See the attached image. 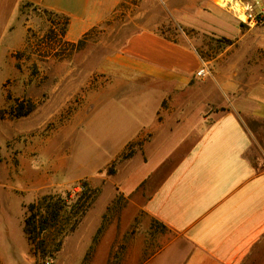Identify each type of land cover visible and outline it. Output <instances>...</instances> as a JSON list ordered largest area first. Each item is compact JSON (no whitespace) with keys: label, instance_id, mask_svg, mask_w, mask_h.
Instances as JSON below:
<instances>
[{"label":"crops","instance_id":"obj_1","mask_svg":"<svg viewBox=\"0 0 264 264\" xmlns=\"http://www.w3.org/2000/svg\"><path fill=\"white\" fill-rule=\"evenodd\" d=\"M119 3L120 0H0L1 220L5 221L9 215L6 203L10 205L13 197L25 210V205L44 190V175L33 170L28 158L27 145L33 138L29 133L33 131L17 125L34 116L42 122L38 110L22 117L1 113L12 100L11 92L15 91L21 102L24 100L21 92L28 91L16 54L25 45L29 24L37 17L31 15L28 20L23 7L31 5L68 18L65 39L75 43L108 21ZM257 31L255 34L241 30L238 39L212 61L204 59L195 47L171 41L156 32L137 33L127 40L126 50L119 57L125 59L127 70L140 78L167 81L179 76L181 84L187 85L205 62L211 69L208 78L215 85L212 104L226 109L200 120L196 140L153 191L142 203L134 205L136 208L129 206L121 212L116 224V231L120 230L119 243L113 248L112 228L101 231L99 240L96 239L99 246L90 252L86 264H264V171H257L247 155L253 138L245 125L250 117L264 121L261 35L264 24ZM243 50L245 60L241 69L231 60ZM119 91L116 88V93ZM156 93L160 94L151 102L152 123L145 122L142 115L145 110L138 112L132 120L133 133L118 153L133 141L139 142L140 153L156 148L153 157L142 163L147 166L151 163L152 167L139 168L120 183L125 195L139 187L162 159L176 152L183 137L182 129L178 134H173L169 126L166 129V121L160 119L165 93ZM100 96L101 107L114 100L113 93L103 98L101 92ZM112 104L118 105L114 101ZM204 107V104L200 106L202 110ZM91 114L92 111L89 114L87 111L84 118ZM28 192H31L29 201L24 200ZM104 213L99 214L100 225ZM95 223L86 228L89 230L85 234L86 251L96 238L99 227ZM158 224L163 233L157 231ZM142 225L147 226L151 237L147 244L139 241ZM125 236L127 241L123 239ZM4 240L5 248L12 251L11 243ZM8 262L13 264L12 256H2L0 252V264Z\"/></svg>","mask_w":264,"mask_h":264},{"label":"rangeland","instance_id":"obj_2","mask_svg":"<svg viewBox=\"0 0 264 264\" xmlns=\"http://www.w3.org/2000/svg\"><path fill=\"white\" fill-rule=\"evenodd\" d=\"M244 2L257 11L264 10V0ZM26 7L23 14L28 20L31 15L37 18L29 24L25 45L16 54L22 77L28 83L27 93L21 94L34 104L33 111L38 110V116L43 119L41 122L40 117L34 116L17 124L33 131L29 133L33 138L27 145L28 158L33 170L44 175L43 193L32 202L44 195L62 196L69 206V222L75 226L64 237L54 260L37 262L23 231L27 207L32 202L23 210L19 200L13 197L10 205L6 203L10 216L5 221L0 219V252L2 256L11 255L13 264L15 261L17 264H86L90 252L99 246L101 231L112 228L113 248L120 241L116 224L121 212L142 203L153 191L196 140L200 120L226 109L212 104L215 85L208 77H199L196 73L183 85L179 76L163 81L131 74L125 59L119 57L126 50L127 40L137 33L156 32L171 41L195 47L204 59L212 61L238 39L241 30L257 34L264 18L257 25L242 23L235 17L231 4L224 0H120L108 21L72 43L65 39V16L31 5ZM261 35L264 40V32ZM244 60L243 50L231 62H237L242 69ZM116 88L120 89L118 93ZM161 91L165 97L160 119L166 121V129L171 127L173 134L182 129L183 137L176 152L162 159L139 187L125 195L120 183L139 168L152 167L151 163L148 166L142 163L153 157L156 148L140 153L139 142L133 141L118 153L133 133L132 120L138 112L145 110L142 113L145 122L152 123L151 102L160 94L156 92ZM101 92L103 98L113 93V101L118 105H113L111 100L101 107ZM14 93L11 92L12 100L1 113H10V104L20 102ZM202 104L204 110L200 108ZM87 111L92 114L84 118ZM245 125L253 138L247 155L257 171H264V121L250 117ZM84 185L89 187L91 205L82 213L73 207ZM30 199L31 192H28L24 200ZM101 211L105 213L100 225ZM91 222L99 227L94 238L98 240H93L86 251L85 234L89 231L86 228ZM148 231L146 225L141 226L140 242H149ZM157 231L163 233L164 229L158 224ZM5 238L13 246L12 251L5 248ZM123 239L127 241L126 236Z\"/></svg>","mask_w":264,"mask_h":264},{"label":"trees","instance_id":"obj_3","mask_svg":"<svg viewBox=\"0 0 264 264\" xmlns=\"http://www.w3.org/2000/svg\"><path fill=\"white\" fill-rule=\"evenodd\" d=\"M66 26L69 22L66 18ZM229 43L231 40L227 39ZM34 110V104L29 100H22L10 107L12 117L27 116ZM89 187L83 186L78 193V201L73 208H79L83 213L91 205ZM68 204L62 196L44 195L27 207L24 219V232L31 246V253L36 261L40 259L54 260L60 251L62 242L67 233L72 230L75 223L69 222ZM73 208L69 211L72 213Z\"/></svg>","mask_w":264,"mask_h":264},{"label":"built area","instance_id":"obj_4","mask_svg":"<svg viewBox=\"0 0 264 264\" xmlns=\"http://www.w3.org/2000/svg\"><path fill=\"white\" fill-rule=\"evenodd\" d=\"M226 3L231 4V10L235 17L242 23L248 25H257L262 22L264 18V10H255L253 5L244 0H224ZM199 77L211 76V69L203 62L201 68L197 71Z\"/></svg>","mask_w":264,"mask_h":264}]
</instances>
